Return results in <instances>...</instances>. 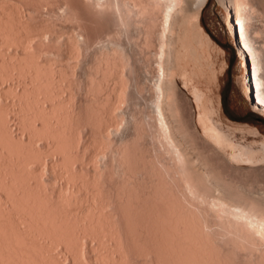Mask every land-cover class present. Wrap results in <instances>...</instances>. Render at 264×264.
<instances>
[{
  "label": "rangeland",
  "instance_id": "obj_1",
  "mask_svg": "<svg viewBox=\"0 0 264 264\" xmlns=\"http://www.w3.org/2000/svg\"><path fill=\"white\" fill-rule=\"evenodd\" d=\"M91 1L0 0V9L2 10L4 8L6 12L9 8V12L12 13L15 11L12 15H16V18L21 14L19 17H21V20L23 19V21L28 24L27 29L29 30L27 31L28 35L25 40L26 42L24 41L25 43H20V41H13L12 38L9 37L11 39L10 40L8 36L3 35L0 29V40H3L0 41V112H2V115H0V124L4 126L6 125V133L8 136H10L9 134H11V131L14 130L19 136H21V138L25 136L29 137L30 141L28 145L34 149H40L41 154V159L39 158V156L37 157L33 154H25L27 172V175L25 176L26 179H36L38 184L36 185L37 188L35 192L44 197V195L49 196V192L51 191V189L56 185L58 186L60 181L66 182L67 184L69 183V185H76L79 184L81 175H87L89 173L87 172L88 169L90 170V168H94L95 166L102 169L99 182L102 187L100 188L102 190H105L102 191L105 196V201L102 203L101 208L104 210V212L109 214L107 216L109 217V222L102 217H99V219V213L96 214L97 212H99L97 210H91L94 213L86 211V214H83L81 219H85V221L83 220L85 224H89L91 220L96 223L97 220L95 232L97 231V229L98 231L97 233H95L94 231L90 232L86 229L82 230L81 225L78 226L80 227L79 229L77 228V233L79 231L78 236H75L73 239L75 242V249L69 247L68 243H66V240L58 237L59 235H56L54 233H51V235L50 232L47 231L46 233H42V238L43 240L46 239V242L48 241L47 244L50 251L54 255V259L61 262L60 264H264V240L260 239L258 235L251 231L249 227L247 228V225H245L244 223H242L243 225L241 223H237L234 219H232V217L221 213V211L217 209V206L213 204L211 205V202L209 200L198 202L196 199L188 196L189 194L186 192L183 181L181 182L179 179L178 180L180 184L178 185V187L180 188L171 190L174 193H169L173 195H171L172 197H174L175 195L178 197L180 196L178 198L180 199V201L183 199V201L181 202H179L178 199L173 200H177L175 202L176 204H178V206L180 203H182V205L179 206V209H181L182 207L181 211H185L184 215L187 216H185V218L190 219L188 220L182 218L184 219V221L181 220L183 222L180 223L178 221L179 224H177V222L176 224L172 222L173 225L171 224V226L169 223L167 224L166 221L161 217L153 215L158 212V210L156 209L158 206L154 204L151 205L153 200H151L149 196L154 194H152V192L155 189H152V187L156 186L154 180L158 176H156L157 171L154 172L155 169H153L152 171L150 169H152V167L157 168L164 164L163 167H171L170 170L173 169L171 171H173L175 174L177 169L179 170V168L175 166L177 164L175 159L173 160V156L169 155L170 153H168L167 148H165V143H163L159 138L153 117H150V113H152V109H150L151 106L149 104L151 100L150 84L152 80L151 78L155 76V70L157 69V63L155 60L156 57L153 54L154 50L155 52L156 50L158 51L157 32H159L158 30L160 29L159 25L161 23V19L154 18V21H148V24L152 27V29H156H154V36L156 35V38L152 36V39L153 37L155 39L153 40L155 44L153 45L152 43V46H150L149 49L151 51L149 52L147 50L148 48L142 46L144 45L142 44L144 29V27L142 26H145V23L147 24V18H145L143 15H135L137 17L136 19L133 16V13L135 14L136 10H133V12L131 11V16L130 14H126L127 10L122 6H119L120 10L118 6H116L114 9L108 10L97 9L95 5H93L94 2ZM244 1H250L249 3H245L246 5L244 4V6L246 7H243L244 16L246 18L245 26L248 35L253 41V45L258 49V56L261 64V74L264 79V0ZM67 2L72 8L70 13L67 11H62V8ZM115 2L118 1L115 0ZM228 4V0H205V3L199 11L198 22L202 30L210 37L212 41H210V47L208 46V50L210 48L209 52L207 49V52L206 50H203V58L208 54L210 55V58L206 57L207 59H204L205 61H207L206 63H208V66L210 67V71L208 73L210 75V79L209 82H202L200 84V86L203 88H201L203 95L208 98L206 99L204 97V100L202 99L201 102L206 105L208 104L206 107L210 110L212 106L214 107V104L216 107V103L219 99L218 115L215 111H213L214 109L212 107L211 109L213 110H208L209 113L207 112L210 119L236 146L234 151L238 152L241 150L240 152L244 154V159L246 157H249L251 158V160L229 159L230 154L234 149L233 146L219 147L213 144L212 141H210L208 137L204 135V133L202 132L203 129L197 122V115L199 110H202V108H204L205 106L200 108V106L204 104L200 102V106H198L194 101V98L190 91L186 89L181 84V82H179V80L178 83L180 88H182V92L185 94L184 96L186 98V103L190 102L188 103L187 111L188 113H190V124L192 126L194 125L193 127L196 130L197 135L199 134V138L197 137L196 141L198 144L197 146H200V153H203L202 156L208 158L211 154L208 153L207 148H214V155L212 154L210 159L212 163L215 162L214 166H217V168L214 167V171H217L215 172L217 175H221L219 176V178L231 179L232 182H234L235 185L238 184L237 186H240L239 188L241 190H244V192L245 190L247 191L251 186L252 188L250 187V190H253L256 195H262L263 197L264 114H261L253 107L251 103L248 102L247 95L245 94L243 89L244 84L241 76L244 69L243 67H241L242 60L239 57L238 53L239 47H236L237 41L235 42L234 39V37L236 38V36L232 34V30H230V25L228 22V9L231 10V8L228 7ZM1 10L0 12H2ZM117 10L119 13L117 12ZM121 10L122 12L124 11V18L126 14L127 19H122L123 15L121 13ZM16 11L17 13H19L18 16ZM142 23H144V25ZM150 23L155 24L153 26H156L157 28L153 27ZM122 24L124 27L126 25V28H124ZM44 34H48V37H46L47 40L45 38L43 39V41L39 37ZM74 34H79V36H81L80 38L84 39V44L82 43L81 46V55L77 64L76 62H74L75 59H73L72 57V50L69 48L70 42L68 43V37L72 35L75 36ZM39 41L41 43H39ZM108 41L112 43L114 42L115 44H122L126 52H128V54L131 56L130 60L135 66L136 75L134 74L135 79L134 76L129 77H132L131 79L134 80L132 82V80L130 79V89L128 88L126 93L127 95L125 97L126 102H124L123 106L121 107L122 116L124 119L122 121L123 125L121 124L123 127L120 125V129H118L116 133L114 132V134L113 131L107 133V135L110 136V144L108 146L109 142L107 143V148L105 149L106 152L99 155V158H97L96 161L93 160L94 158L89 160L88 155L90 154L91 150H87V146V148H85V146L83 148V144H85V142L87 143V141L89 143V141L93 137V134L96 133L93 132L90 128L91 125L88 124L90 121L88 123L86 121L87 118H89L87 117L89 116L87 113V108L90 106L88 104V101L90 103V98H86L88 97V95L86 96V92L84 91V82L86 81L85 75L87 63H90L89 60L93 59L92 55L94 54L93 51L95 50L94 45H98L102 42L106 43ZM86 44L88 47H86ZM89 44L91 45V47L89 46ZM151 47H153V49H151ZM2 48L4 51L2 50ZM20 51L23 52L24 56H30L31 60L32 57L36 58V53L38 56L35 61H45L47 66H51V71H53L52 73H54L56 79H58V82L60 84L58 85V89H61L59 91V94L62 93V96L64 94V96H66L68 92H71L72 90L74 91L75 99L72 98L74 99V101H72H76L77 103L75 104V108L77 107V113L78 108L80 107L79 110H81V113L79 114L81 115H78L82 116V121L80 119L78 120L81 121V123L79 122L81 126H79L80 124H78V127L80 129L77 128L80 131L77 130L78 134L75 135L76 137L74 136L76 138V141H78L79 143H76V146L74 144L73 146H71V148L73 147L72 149H76L78 144V146H80L81 148L80 155L74 158H68L67 156H65V150L67 149L61 150L59 149V147H56L54 149H44V147H42L43 142L46 141L49 137L44 132H39V130L34 127V124L36 122H43V120L39 118V114H37L39 113V108L34 109L31 104H26L27 96L25 94L17 93L14 89L16 87L22 88L25 85L30 86L31 82L28 78L39 81L36 78L34 79V77H36L37 75L30 72V70H28L25 65H23V67H13L12 65H7L3 62V60H15L17 55V57L21 58L22 56L20 55L22 54ZM149 58L151 60H148ZM153 59L155 60V62ZM248 59H250L249 56ZM208 60L211 62H209ZM73 66L76 67L75 70ZM20 69L22 70L19 71ZM152 70L154 71V73L151 72ZM60 73L62 74V76ZM151 74H153L154 76ZM148 75H150V78ZM146 79H148L149 81ZM138 80L139 83L137 82ZM140 82L143 84H140ZM12 83L14 85H12ZM67 83L69 84V86ZM37 84L38 83L33 86V93L36 97V104L39 106V85ZM101 93L104 92L102 91ZM18 99L20 100L21 104L15 106L14 109V107L11 106L10 102ZM87 99L89 100L87 101ZM43 101H45L44 104H47V102H51L52 100L46 98ZM77 105L80 106L78 107ZM89 109L90 108H88V110ZM18 114L27 115V120H21L22 118ZM151 120H153L154 123L151 122ZM135 122L136 124H134ZM7 124L9 126H7ZM148 128L151 131H149ZM100 132L101 131H98L96 133L97 135L95 134L96 137L99 135L98 139L101 138ZM103 135L105 137V134H102V136ZM77 138L79 140H77ZM101 139L103 140V137ZM114 147H118L122 150H127L126 152L129 155H126L128 157L130 156L131 160L133 161H130L131 164H133L131 165L133 166V172L136 170L134 172L135 175L133 176L131 185L129 184L131 186L129 188H131L132 191L134 189L135 190L133 191V194L130 192V197H128L130 199L128 201L125 200V198L127 197V192L125 191L127 190H125V186L124 184H122L124 179L122 172L124 168L122 169L121 167V170L120 167L117 166V162L115 161V159H113V153L115 152ZM201 149L203 150V152H201ZM11 151L12 148L10 144L0 138V170L2 171L1 174H6V176L8 175V178L10 176V178H12L13 176L10 175L11 173L9 172V170L11 169V164L6 160L7 155ZM57 156L65 157L64 159L61 158L59 163L62 164V166L64 165L68 168H73V170L75 171V175L64 174L62 179L57 180V182L55 180H52L53 171L44 167V161L46 159H54ZM213 156L214 158L218 157L215 158L218 160V162L217 160H214V158L213 162ZM92 160L96 162L94 163ZM217 163L219 164L217 165ZM36 165H40V168H38L39 170L37 171H35ZM155 165H157V167ZM160 168L161 167H159L158 170H160ZM152 172L153 174H155L152 175L153 177H151ZM160 172L161 171H158L157 175H159ZM154 176L156 178L152 179V182L150 179L154 178ZM12 180H15L14 177L12 178ZM152 183H154V185H152ZM205 188L207 187H204V190ZM82 189L85 190L84 186ZM122 192H124L126 195H124V193ZM1 193L6 194L8 199H10L12 202L7 189L0 183V194ZM61 193L63 197L66 196L67 198L77 200L78 202H82L84 205L86 203L84 199L80 198L79 193H77L75 190L64 189L63 191L61 190ZM131 194L133 195V198H131ZM176 196L175 198H177ZM183 196L185 197V199L183 198ZM97 199V196H95L93 198V201H91H96L95 204H98L100 206V204L97 203V201H99ZM183 203H188L186 206L189 207L183 206ZM64 204L69 207L71 211H73V214L76 213V206L69 203L67 205V202ZM16 205L17 211H14V216H16L18 220H21V207H19L18 204ZM87 220L88 222H86ZM193 220L196 221L193 222ZM106 221L110 224V227H108L109 224ZM103 223L110 229L108 230L107 227H104L102 229V226H104ZM21 224L24 227H28V224H26V222L23 220H21ZM100 224H102L101 227ZM189 224L191 225V227H189ZM186 225L187 230H185L186 232L188 231V233H190L189 236L187 235L188 233H186L187 236L183 234L184 227ZM175 227H177L178 229ZM188 228L190 229L188 230ZM178 230H180L181 232ZM175 231H177V233ZM29 232L33 233L35 231H32V229L29 227ZM36 232L34 233V235L29 234V236H33V238H35L36 235L35 239H39V236ZM46 236L48 237V239ZM97 241L100 242L97 243L99 246L96 245ZM194 244L196 246H194ZM75 245L77 247H75ZM99 250L101 252H105V255L101 254ZM88 253L94 258L93 262L89 260L90 255Z\"/></svg>",
  "mask_w": 264,
  "mask_h": 264
},
{
  "label": "bare ground",
  "instance_id": "obj_2",
  "mask_svg": "<svg viewBox=\"0 0 264 264\" xmlns=\"http://www.w3.org/2000/svg\"><path fill=\"white\" fill-rule=\"evenodd\" d=\"M88 1L90 2L91 0H86V2ZM92 1L94 2L93 5H95L97 9L108 10V9H114L116 6L118 7L122 6L126 8L127 10L126 14L128 15L129 14L131 15L133 10H136L135 14L133 13V16L136 19L137 17L135 15H143L145 18H147V24L145 23V26H142L144 27L143 43H142L144 45L142 46L148 48L147 50L149 52L151 51L149 49L150 46H152V43L153 45L155 44L153 40H155L154 37L156 35L154 36L155 28L152 29V27L148 24V21H154L153 20L154 18L161 19V23L159 25L160 29L158 30L159 32H157L158 51L156 50L157 52L156 54L154 50V54H153L156 57L155 60L157 63L156 66L157 69L155 68L156 69L155 76L151 74L154 77L151 78L152 80L150 84L151 100L149 104L151 106L150 109H152L151 110L152 113H150V117L151 116L153 117L155 123L153 122V120H151V122L155 124L159 138L163 143H165L166 145L165 148H167L168 153H170L169 155L173 156L172 157L173 160L175 159L177 163L175 166L178 167L179 170L178 169L177 171L175 170L176 171L175 174L173 171H171L173 169L170 170L171 167H167V166L163 167L164 164L159 166L161 167L160 170H158L159 167H157V165H155L157 168L152 167V169H150L151 171L155 169L154 172L157 171L156 176H158L157 178L155 176L154 178H151L153 177L152 175H155L153 174V172L151 173L150 180L152 181V179L156 178L154 180L156 186L152 187V189L153 188L155 189L152 192V194L153 193L154 194L149 196V198L153 200L151 205L154 204L158 206L160 210H164V211H160L157 207L156 209L158 210V212H156V214L153 215L161 217L166 221L167 224L169 223L170 225L172 224V222L175 224L177 222V224H179V222L180 223L183 222L184 219H188L185 218L186 216L184 215L185 211H181L182 207L181 209H179V206H181L182 203H180L178 206V204H176L175 202L177 200L175 201L173 200V199H178L180 196L178 197L175 195L177 197L175 198V196L172 197L173 195L169 193V192H173L171 191L173 189L180 188L178 187V185L180 184L179 182L180 180L181 182L183 181L186 192L189 194L188 196H190L193 199H196L198 202L201 201L204 202L209 200L211 202V205L213 204L217 206L218 208L217 207L216 208L219 209L221 213L232 217V219H234L237 223H241V224L244 223L245 225H247V228L249 227L251 231H253L255 234L258 235L260 239L264 240V212L259 211L261 202H264V196L262 197V195L261 196H258V194L256 195L253 190H250L251 186L249 188L247 187L248 190L247 191L245 190L244 192V190H241L239 188L240 186L239 187L237 186L238 184L235 185V183L232 182L231 179L219 178V176L221 175L220 174L217 175L215 173L217 171H214L215 170L214 167L217 168V166H214L215 163L214 160H217L215 158L218 157L215 158L214 156L212 157V160L214 158L213 160L214 163H212L210 159L211 155L213 154V150L215 151L214 148L213 149L209 147L207 148L208 153L211 154L208 158L202 156L203 153H200L199 151L200 146H197L198 144L196 141L197 140L196 138L198 137L199 134L197 135V132L193 127L194 125L192 126L190 124V116H189L190 113H188L187 111V106L188 103L190 102L186 103V98L184 96L185 94L182 92V88H180L178 83L179 80V82H181V84L190 91L196 104L200 106V102L202 101V99L204 100L205 97V95H203L202 93L203 88L200 86V84L202 82H209L210 79V75L208 74L210 71L209 70L210 67L208 66V63H206L207 61H205L207 58H210V55L207 53L208 54L206 56L207 58L206 57L203 58V50L204 51L206 49L208 50V46L210 47L211 45L210 43L212 42L210 37L202 30L198 22L199 11L203 6V4L205 3V0H117L118 2H115V0L114 1L92 0ZM249 2L248 1L245 2L244 0H228L229 3L228 7L231 8V10L227 8L228 9L227 16L230 25V30H232V34L237 38V45L239 47L238 53H239V57L242 60L241 67H243L244 71L241 77L244 84L243 85L244 92L247 95L248 92L247 82H248V78H250L251 83L253 85V95L251 96L252 99L251 104L261 114H264V79L261 74V66H260L261 64L258 56V49L253 45V41L248 35L245 26L246 18L244 16L243 7H246L244 6V4ZM71 9L72 8L67 2L65 3V6L62 8V11L65 12L67 11L70 13ZM9 10L10 9L8 8L6 13L5 9L3 8L1 10L2 12H0V29L3 35L8 36V38L9 37L12 38L13 41L16 40L22 43L26 40V37L28 35L27 34V31H29L27 29L28 24H26V22H24L23 19L21 20V17H19L21 14L18 16L19 13H17V11L16 13L18 17L16 18L15 17L16 15L15 16L12 15L14 14L15 11L12 13L9 12ZM123 12L121 10V13L123 15L122 19L125 20V18L127 19V17L125 14V18H124ZM142 24L144 25V23ZM151 25L153 26L155 24L152 23ZM124 28H126V25ZM152 36H154L153 39ZM46 37H48V34H44L39 38L43 40ZM80 37L81 36H79V34L68 37V43L70 42L69 48L72 50L71 51V53H73L72 57L73 59H75L74 62H76V64L77 62H79L78 60L81 55L82 43L84 44V39ZM39 43L41 42L39 41ZM87 44L86 47H88ZM89 46L91 47L90 44ZM94 46L93 48L95 50L93 51L94 54L92 55L93 59L89 60L90 63L89 62L87 63V69L85 75L86 81L84 80L85 81L84 91L86 92V96L88 95V97L86 98H90V103L88 101L89 99H87L88 104L90 105L88 107L90 108L89 109L90 111L87 108L88 111L87 113L89 116H87L86 114L85 115L90 118V120L89 118H87L86 121L87 123L90 121L88 124L91 125L90 128L92 129V131L96 133L98 131L102 132V133L100 132V136L101 138L103 137V140L101 138H100L101 140L98 139L99 135L96 137L97 134L94 133L89 143L86 140L87 143L85 142V144H83V148L85 146V148L87 147L89 148V149L87 148V150L89 151L91 150L90 154L88 155L89 160L93 158H94L93 160H96L97 158H99V155L105 153L106 152L105 149L107 148V143L110 141V136L107 135V133L113 131L114 134V132L116 133L117 130L120 129V125L124 120L122 116L121 107L123 106L124 102H126L125 97L127 95L126 93L128 88L130 89L129 84H130V79L132 78L129 77L134 76L135 79V75H136L135 66L132 64V61L130 60L131 56L128 54V52H126V50L124 49L121 43L115 44L114 42L112 43L108 41L106 43L102 42ZM151 49H153V47H151ZM21 54H22L20 55L22 56L21 58L17 57L18 56L17 55L15 60L12 59L3 60V62L7 65H12L13 67L14 66L23 67V65H25L28 68V70H30V72L35 73V75H37L36 77H34V79L36 78L39 81L33 80L32 78H28L32 85L30 84V86H26L24 84L25 85L24 87L22 88L16 87L14 89L17 93L25 94L27 96L26 104H31V106L34 109L39 108V113L37 114H39V118H41L43 122H36L34 124V127H36V129H38L39 132H44L49 137L46 141L43 142L42 147H44V149L45 148L54 149L56 147L57 148L59 147V149L61 150L67 149L65 150L66 151L65 156H67L68 158H74L80 155L81 148L80 146H78V144L76 149H72L73 147L71 148V146H73L74 144L76 146V143H79L78 141H76L75 135L78 134L77 130L80 129L78 127V124H80L82 121L81 120L82 116H79L81 115L79 114L81 113V110H79L80 105L79 106L77 105L79 107L77 113L76 111L77 107L75 108L76 106L75 104L77 103L76 101L73 102L75 99L74 91L72 90L71 92H68L66 96H64L65 94L62 96V93L59 94L60 93L59 91L61 89H58L59 87L58 85L60 84L58 82V79H56L54 73H52L53 71H51L52 70L51 66L50 65L47 66L45 61L43 62L40 60L39 62H37L38 60L35 61V59L38 56L36 53H35L36 58L32 57V60L30 56H26V55L24 56L23 52H21ZM248 56L250 59H248ZM148 60L151 59L149 58ZM73 68L75 70L76 67L73 66ZM21 70L22 69H20L19 71ZM151 72L154 73L153 70ZM148 76L150 78V75ZM137 82L139 83V80ZM36 83H38L37 85H39V106L36 104V97L33 93L34 91L33 86ZM140 84L143 83L140 82ZM12 85L14 84L12 83ZM102 91L104 93H101ZM46 98L47 99L49 98L52 101L47 102V104H44L45 101L43 100ZM10 104L15 109V106L20 105L21 103L20 100L18 99L11 101ZM218 104H219V99L216 103V107L215 104H214L215 108L212 106L214 110L211 109L212 107L210 108V110L215 111L217 115H218ZM207 105L204 104L200 106V108L204 106L205 107L202 108V110H199L197 115V122L199 123L200 127L203 129L202 132L204 133V135H206L208 139L212 141L213 144L219 147L233 146L234 149L231 152L229 159L251 160V158L249 157H246L244 159L243 156L244 154L240 152L241 150L238 152L234 151L236 146L210 119L208 114L209 109H207L206 107ZM1 113L2 112H0V115H2ZM18 115H20V117L22 118L21 120L23 121L27 120L28 118V116L25 114H18ZM79 119L81 121H78ZM134 124H136V122ZM7 126L9 125L7 124ZM79 126H81V124ZM6 129H7L6 125L4 126L0 124V138H2L3 141L5 140V142L10 144L12 148V151L7 155L6 160L11 164V169L9 170V172L11 173L10 175H13L12 178L14 177L15 180L13 181L12 178H10L11 176L8 178V175L6 176V174L2 175L1 174L2 171L0 170V183L7 189L8 194L12 199L11 202V200L8 199L6 194L3 193L0 194V264H60L61 262L54 259V255L50 251L49 246L47 244L48 241L46 242V239L43 240L42 233H46L47 231L50 232V234L54 233L56 235H59L58 237H61L63 240H66V243H68L69 247L74 248L75 242L73 239L75 236H78L79 231L77 233V230L80 228L78 226L81 225L82 230L86 229L87 231L89 230L90 232L93 231L95 232L96 230L97 220L96 223L91 220L93 222L92 224V222L89 220L90 221L89 224H85L84 222L85 219H81L83 214L84 215L86 214V211L87 212L90 211V213H94L91 210H97L99 212L96 211L97 213L96 212L95 213L96 214L99 213L98 214L99 216L97 215L98 218L102 217L108 221L109 217L107 216L109 214L104 212V210L101 208L102 203L105 201L104 200L105 196L102 192L105 190L101 189L102 187L99 182L102 169L100 167L97 168L94 164L95 167L90 168V170L88 169L87 172L89 173L87 175L83 174L80 176L79 184L69 185V183L67 184L66 182L60 181L58 186L56 185L51 189V191L49 192V196L44 195V197H42L40 194L35 192L37 188L36 185L38 184L37 180L33 178L26 179L25 177L27 175L25 154H33L36 155L37 157L39 156V158L41 159L40 149L37 150L29 146L28 143L30 141V138L27 136L21 138V136H19L17 132H15L14 130L11 131V134H9L10 136H8L6 133L7 132ZM149 131L151 130L149 129ZM102 134H105L106 138L104 137V135L102 136ZM77 140L79 139L77 138ZM109 144L110 142L108 143V146ZM117 148H115L114 150L115 152L113 153L114 154L113 159H115V161L117 162V166L120 167V169L121 167L122 169L124 168L122 172L124 179L122 177L121 178L123 179V182H125V183L122 182V184H124L125 190H127L125 191L127 192V197L125 198V200L128 201L130 199L128 198L130 197V192L133 194L134 193L133 191L135 190L134 189L132 191L131 188L129 187H131L130 185L133 180V176L135 175L134 172L136 170L133 172L132 169L133 166H131L133 165L131 164V162L133 161L131 160L130 156L128 157L126 155L128 154L126 152L127 150L125 149L122 150ZM201 152H203V150ZM61 158L64 159L65 157L57 156L54 159H46L44 161V167L53 171L52 180H55L56 182L57 180L62 179L64 174L75 175V171L73 170V168L71 169L64 165L62 166V164L59 163ZM218 164L219 163H217V165ZM38 168H40V165H36L35 171L39 170ZM158 171H161L159 175H157ZM154 183H152V185H154ZM83 186L85 190L82 189ZM204 187H207L208 190L207 188H205L204 190ZM64 189L75 190L77 193H79L80 198L84 199L87 204L85 203L84 205L82 202H78L77 200L67 198L66 196L63 197L61 195L63 193V192L61 193V190L63 191ZM132 194H131L132 196L131 198H133ZM124 195L126 194L124 193ZM95 196H97L98 198L97 200H99L97 201V203H99L100 206L98 204L97 205L95 204L96 201L92 202ZM183 198L185 199L184 196ZM178 200L179 202L183 201V199L181 201L180 199ZM66 202L67 205L69 203L76 206V210L78 212L76 211V213L73 214V211H71L69 207H67L64 204ZM185 203H183V206L189 207L186 206L188 203L187 204ZM16 204H18L19 207H21L20 218L21 220L25 221L26 224H28V227L25 226L26 228L21 224V220H18V218L14 216V211L15 210L17 211ZM194 221L196 220H193V222ZM86 222H88V220ZM101 225L102 224H100V227ZM29 227L32 229V231L35 232L37 231L36 233L39 236V239L38 238L35 239L36 235L35 238H33V236H29V234L34 235L35 233V232L30 233ZM104 227L107 226L106 225L102 226V229ZM108 227H110V224ZM186 227L187 225L184 227L183 234H185V236L187 235L189 236L190 233H188V231L186 232L187 230ZM189 227H191V225ZM109 229L110 228H108V230ZM189 229L190 228H188V230ZM97 231L95 233H97ZM175 232L177 233V231ZM186 233L188 234L186 235ZM97 243L100 242L97 241L96 245H98ZM194 246L196 245L194 244ZM75 247L77 246L75 245ZM101 254L105 255V252H101ZM93 259L94 258L90 255L89 260L93 262Z\"/></svg>",
  "mask_w": 264,
  "mask_h": 264
},
{
  "label": "water",
  "instance_id": "obj_3",
  "mask_svg": "<svg viewBox=\"0 0 264 264\" xmlns=\"http://www.w3.org/2000/svg\"><path fill=\"white\" fill-rule=\"evenodd\" d=\"M234 39H235V41H237V39L235 37H234ZM236 47H238L237 44H236ZM247 85H248L247 99H248L249 103H252L251 96L253 95V85L251 83V79L250 78H248Z\"/></svg>",
  "mask_w": 264,
  "mask_h": 264
},
{
  "label": "snow or ice",
  "instance_id": "obj_4",
  "mask_svg": "<svg viewBox=\"0 0 264 264\" xmlns=\"http://www.w3.org/2000/svg\"><path fill=\"white\" fill-rule=\"evenodd\" d=\"M259 211L264 212V202H261Z\"/></svg>",
  "mask_w": 264,
  "mask_h": 264
}]
</instances>
